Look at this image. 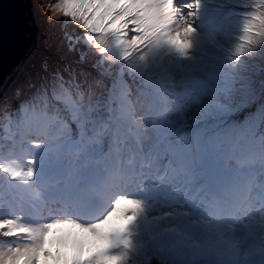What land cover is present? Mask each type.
Instances as JSON below:
<instances>
[{
	"label": "snow or ice",
	"instance_id": "obj_1",
	"mask_svg": "<svg viewBox=\"0 0 264 264\" xmlns=\"http://www.w3.org/2000/svg\"><path fill=\"white\" fill-rule=\"evenodd\" d=\"M205 13L204 0L50 6L79 29L65 44L88 67L0 96L16 129L0 137V177L57 189L35 227L30 207L0 203V264H139L149 250L159 264H264V211L237 227L256 199L264 209V65L249 70L264 58V0L222 6L225 27L243 15L242 35L215 59L202 54Z\"/></svg>",
	"mask_w": 264,
	"mask_h": 264
},
{
	"label": "rangeland",
	"instance_id": "obj_2",
	"mask_svg": "<svg viewBox=\"0 0 264 264\" xmlns=\"http://www.w3.org/2000/svg\"><path fill=\"white\" fill-rule=\"evenodd\" d=\"M31 1V19L36 30L35 34V44L32 52V57L25 69L19 77L27 76L28 69L35 67L32 71L35 72L37 76H34V80H29L25 78L26 84L29 86H34L39 83L40 79L47 73L53 71H64L65 68L69 70H79L82 67H88V63H81L79 57L81 52L79 51V46L77 51L69 52L65 39L66 35H76L79 32L74 25L64 21L61 23L58 20H49V8L53 5L56 0H30ZM206 5V21L203 30V50L202 54L208 59L218 58L224 47L235 48L236 45L240 43L239 37L242 35L243 26V15L237 14L231 18L227 27L222 23V13L221 8H215L212 5H224L225 3H231V0H204ZM251 2V0H249ZM243 59H248L244 57ZM92 57L89 55L88 62H91ZM47 66L45 69L44 66ZM261 65H264V58L256 57L254 61H250L249 70L259 74ZM42 70V71H41ZM31 71V72H32ZM17 78L8 89L4 92V95L10 90V88L18 81ZM201 125L189 124V126L183 128L182 133L188 138H194L198 134V129ZM128 135V134H127ZM132 137V136H131ZM128 135V147L131 149L134 147V138ZM128 153H126L127 155ZM25 157V156H24ZM22 157L21 159H23ZM239 163V162H238ZM238 163L235 161L231 162V166L234 168H239ZM243 162H241V166ZM19 188L24 189V192L18 194L17 190ZM43 189L48 199L53 191H56V186L54 184H49L48 186L41 187L39 185L26 186V185H15L9 186L3 177H0V203L4 205H20L23 204L26 207L33 205L36 210L31 209L27 214L28 222L32 223V226H37L38 223H43L44 220L48 218L46 216L43 220H39V215L41 213V206L43 202L35 201L32 199L33 193L38 189ZM43 195V193H42ZM254 216L243 218L241 223L237 227H242L243 224L248 223L249 219H254L257 222L260 218V209H255L252 211ZM48 214V213H47ZM45 215V214H44ZM43 215V216H44ZM151 218V217H150ZM209 226H218L217 221H210ZM67 229H64L66 231ZM20 243H23L21 241ZM8 246L7 239L0 236V249H6ZM148 256H152L150 264H159L151 250L148 251L147 255H140L137 257L139 264H149Z\"/></svg>",
	"mask_w": 264,
	"mask_h": 264
},
{
	"label": "water",
	"instance_id": "obj_3",
	"mask_svg": "<svg viewBox=\"0 0 264 264\" xmlns=\"http://www.w3.org/2000/svg\"><path fill=\"white\" fill-rule=\"evenodd\" d=\"M30 0H0V96L32 57L36 30Z\"/></svg>",
	"mask_w": 264,
	"mask_h": 264
},
{
	"label": "trees",
	"instance_id": "obj_4",
	"mask_svg": "<svg viewBox=\"0 0 264 264\" xmlns=\"http://www.w3.org/2000/svg\"><path fill=\"white\" fill-rule=\"evenodd\" d=\"M34 68L35 67L33 66V68L28 69L27 76H23V78L19 77L18 81L10 88V90L4 96L13 98V97H16L17 93L19 92L20 93L19 99H22L24 96L28 95L32 91V88L31 86L26 84L25 78H28L29 80H32V81L34 80V76L35 75L37 76L35 72L38 71V70H35L33 72L32 70ZM15 131L16 129L14 125H9L7 121L0 120V137L12 136ZM17 156L22 158L26 156V153L18 152ZM19 185L21 186L22 184H19ZM17 192L18 194H21L24 192V189L19 188Z\"/></svg>",
	"mask_w": 264,
	"mask_h": 264
},
{
	"label": "bare ground",
	"instance_id": "obj_5",
	"mask_svg": "<svg viewBox=\"0 0 264 264\" xmlns=\"http://www.w3.org/2000/svg\"><path fill=\"white\" fill-rule=\"evenodd\" d=\"M127 134V133H126ZM129 135V137H131V135L130 134H128ZM132 138V137H131ZM128 144H130V142H128ZM256 201H254V203H255ZM83 218H86V215L85 216H83Z\"/></svg>",
	"mask_w": 264,
	"mask_h": 264
}]
</instances>
